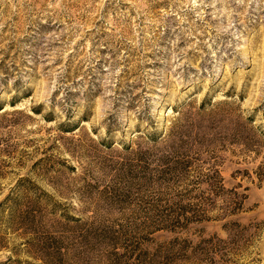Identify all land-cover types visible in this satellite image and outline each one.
Returning a JSON list of instances; mask_svg holds the SVG:
<instances>
[{
    "label": "rangeland",
    "instance_id": "1",
    "mask_svg": "<svg viewBox=\"0 0 264 264\" xmlns=\"http://www.w3.org/2000/svg\"><path fill=\"white\" fill-rule=\"evenodd\" d=\"M0 264H264V0H0Z\"/></svg>",
    "mask_w": 264,
    "mask_h": 264
}]
</instances>
